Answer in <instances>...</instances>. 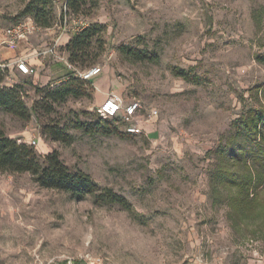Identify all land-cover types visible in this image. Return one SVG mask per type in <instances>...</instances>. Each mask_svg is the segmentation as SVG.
Instances as JSON below:
<instances>
[{
	"label": "rangeland",
	"instance_id": "obj_1",
	"mask_svg": "<svg viewBox=\"0 0 264 264\" xmlns=\"http://www.w3.org/2000/svg\"><path fill=\"white\" fill-rule=\"evenodd\" d=\"M28 1L0 0V39L10 25L34 19L23 12ZM79 1L77 12L54 0L53 25L30 35L38 48L62 37L36 74L9 69L5 83L22 86L32 117L0 108V131L29 144L39 137V153L59 150L71 169L90 173L130 206L0 170V264L66 256L83 264L93 255L106 264H264V209L246 216L232 203L238 185L220 170L261 169L255 156L264 153V136L253 143L234 122L264 108V0ZM89 26L97 32L88 54L72 60L67 44ZM92 66L102 71L86 95L44 98L46 87ZM111 91L141 101L143 132L128 133L117 119L122 134L76 126L97 120ZM53 126L69 138L54 139L46 130ZM240 146L247 156L229 155ZM257 196L264 202V181L252 183L250 197Z\"/></svg>",
	"mask_w": 264,
	"mask_h": 264
},
{
	"label": "trees",
	"instance_id": "obj_2",
	"mask_svg": "<svg viewBox=\"0 0 264 264\" xmlns=\"http://www.w3.org/2000/svg\"><path fill=\"white\" fill-rule=\"evenodd\" d=\"M54 0H29L23 10L25 14L34 17L35 21L42 27H51L54 23V15L50 7ZM66 9L73 11L80 10L79 0H65ZM66 14V11H65ZM96 27H86L73 37L67 44L72 60H78L88 53L92 38L96 34ZM10 67L0 66V108L11 112L22 119L30 120L32 110L26 104L22 86L19 84L9 85L6 82ZM183 76L188 79L194 78L185 71H181ZM89 80L79 76H68L63 81L52 87H46L43 92L44 98L54 102L65 101L69 97H81L86 95ZM239 132H243L247 140L256 143L264 136L262 127L264 126V108L253 109L247 115L234 122ZM78 128L88 133L122 134L119 127L114 124L112 119L104 117L99 113V118L90 122H78ZM47 132L57 140H67L69 138L59 126L47 127ZM260 149V147H258ZM229 153L230 156L239 154V158L247 156L249 150L244 146L237 147ZM261 149L260 151H262ZM238 153H237V152ZM264 152V151H263ZM237 153V154H236ZM255 155V152H253ZM261 160V169L252 171L248 169L246 173H239L224 165L220 167L221 174L233 185H238L239 192L231 198L232 203L242 206L248 214L246 216L257 218L264 209V202L257 201L259 196L250 197L252 183L256 180L258 185L264 181V153L255 156ZM0 170L15 172H31L34 180L46 187H52L71 191L81 196L91 194L97 202L117 201L128 207L129 202L126 196L115 192L112 188L102 187L96 182L90 173L77 169L73 170L62 159L59 150L54 149L42 155L34 145L17 138L7 135L0 131ZM262 202V203H261Z\"/></svg>",
	"mask_w": 264,
	"mask_h": 264
},
{
	"label": "built area",
	"instance_id": "obj_3",
	"mask_svg": "<svg viewBox=\"0 0 264 264\" xmlns=\"http://www.w3.org/2000/svg\"><path fill=\"white\" fill-rule=\"evenodd\" d=\"M42 28L34 19L20 21L13 25H10L2 33L0 43L4 45H14L22 39L28 38L38 29ZM60 36L56 38L53 46L48 47L46 50H39L40 54H50L54 53L56 46L58 45ZM64 62L70 67L73 64L64 58ZM14 64L19 71L24 74L35 73V67L29 63L26 56H21L16 58L14 61L0 60V66L10 67ZM102 71L101 66H92L84 71H79L78 76L90 80L92 77L97 76ZM143 105L139 100H132L128 103L122 94L111 91L106 98L100 103L98 110L99 113L110 119H117L125 124V130L128 133H141L143 132V127L141 124L140 116L142 115ZM157 109H152L149 113L150 117L157 116ZM30 143L34 146H38L39 137H33ZM47 264H79L74 256H66L58 261H50ZM83 264H106L104 258L99 255H93L87 257Z\"/></svg>",
	"mask_w": 264,
	"mask_h": 264
},
{
	"label": "crops",
	"instance_id": "obj_4",
	"mask_svg": "<svg viewBox=\"0 0 264 264\" xmlns=\"http://www.w3.org/2000/svg\"><path fill=\"white\" fill-rule=\"evenodd\" d=\"M30 37L31 36L26 39H22L14 45H0V60L14 61L18 57L26 56L29 60V63L35 67L36 71L34 74H36L37 66L43 64V57L48 55L40 54L38 53V51L46 50L48 47L38 48ZM61 39L62 37H60V40ZM10 68H12V70H14L15 68L17 69L14 64H12ZM64 79L65 78H60V81H58L57 83L63 81Z\"/></svg>",
	"mask_w": 264,
	"mask_h": 264
}]
</instances>
